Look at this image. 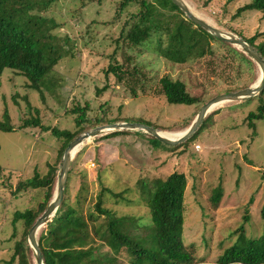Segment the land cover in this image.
Segmentation results:
<instances>
[{
  "label": "rangeland",
  "instance_id": "rangeland-1",
  "mask_svg": "<svg viewBox=\"0 0 264 264\" xmlns=\"http://www.w3.org/2000/svg\"><path fill=\"white\" fill-rule=\"evenodd\" d=\"M249 1L184 0L193 13L225 32L239 37L261 33L257 43L264 40L260 13L249 10L235 15ZM119 2L52 0L45 10L33 11L47 18L46 27L53 26L50 40L63 57L48 77H59L61 85L52 93L42 89L43 99L27 87L26 78L5 69L0 77V114L8 110L9 119H3L7 124L18 126L24 117L35 116L37 108L45 126L75 131L68 109L79 102L89 103L84 131L101 125L96 121L103 117L139 121L180 135L209 99L249 87L259 78L258 65L239 46L226 41L211 39V53L184 63L162 57L155 50V39L128 46L123 36L139 5L132 3L118 12ZM117 63L124 70L120 79L106 74L108 66ZM163 76L182 81L197 102L169 103L159 83ZM105 85L107 89L98 95L97 89ZM263 101L264 92L217 104L206 115L202 129L179 145L166 144L141 129L108 130L85 140L72 157L67 203L77 206V197L85 198L79 208L95 240L92 255L99 259L96 264H133L129 252H118L100 240L106 224L104 215L95 209L99 197L118 220V229L159 258L148 200L173 171L183 172L187 178L182 243L193 253L192 264H220V255L241 234L259 239L263 233L264 118L253 120L255 127H250L247 115ZM60 147L61 139L50 131L0 130V264H19L18 257L9 262L25 230L22 221L12 223L14 213L37 211L44 199L42 189L16 192L17 182L32 177L35 171L46 174L49 165L59 170ZM218 186L222 197L214 206L211 195ZM25 251L28 263L36 264L32 248Z\"/></svg>",
  "mask_w": 264,
  "mask_h": 264
},
{
  "label": "trees",
  "instance_id": "trees-1",
  "mask_svg": "<svg viewBox=\"0 0 264 264\" xmlns=\"http://www.w3.org/2000/svg\"><path fill=\"white\" fill-rule=\"evenodd\" d=\"M51 2L52 0H0V77L5 69L13 70L16 74L26 78L27 87L38 91L43 99L42 89L46 87L52 93L61 85L59 77L50 79L48 74L54 70L55 65L63 57V53L50 40L49 31L53 26L46 27L44 23L47 18L33 13V11L45 10ZM132 3L138 4L139 9L130 15L131 23L123 36L128 46H142L155 39V50L162 57L174 63H184L190 58H202L207 53H211V39L224 43L223 40L217 39L186 18L171 0H120L118 12ZM249 10L258 11L261 18L264 19V0H250L239 6L235 15H240L243 11ZM260 34L256 32L250 37L242 38L251 43L264 58V40L256 43ZM123 72L122 65L117 63L110 64L106 74L113 73L120 79ZM159 83L162 93L169 103L191 105L197 102V98L186 91L182 81L163 76ZM106 89V85L98 88L97 94H101ZM132 91L133 95L137 97L135 90L132 89ZM262 92L264 89L260 93ZM88 109L89 103L82 105L79 102L68 109V112L74 117L73 120L77 128L75 131L59 129L57 126H45L41 122L37 108H34L35 116L24 117L18 126L7 124L3 119L8 120L9 113L7 109H4L3 113L0 114V130L13 131L15 129L38 128L50 131L53 136L61 139L58 154L60 161L67 144L86 129L84 126L89 120ZM247 117L249 126L255 127L253 120L264 118V101L256 107L255 111L249 112ZM117 121L130 122L125 119L106 120L100 117L96 121V125ZM204 121L205 118L196 133L202 129ZM125 131L114 130L112 132ZM72 164L73 161L71 160L62 201L51 219L43 225V228L41 227L42 230L37 238L44 264H96L99 261L97 257L92 255L95 240L91 236L87 220L79 208L85 198L82 199L79 195L76 200L77 206H71L67 203V183ZM58 174V168L49 165L46 174L40 175L39 172L35 171L32 177L17 182L16 192L27 189H42L44 199L39 204L37 211L25 209L14 213L12 223L22 221L25 230L23 237L15 244L14 253L9 260L10 263L18 257L19 264H29L25 251L26 248L30 249L27 245V233L36 218L46 209L53 198ZM186 184V175L180 171H173L158 185L148 200L152 235L155 248L160 255L159 258H156L149 249L142 246L141 242L132 239L118 229V220L111 217L112 211L106 210L102 206V199L99 197L94 204L95 209L97 214L104 215L106 224V229L99 234L100 240L118 252L123 250L129 252L133 264H192L193 253L182 243ZM221 197L222 190L218 186L211 195L214 206L218 205ZM246 213L248 212L246 211ZM261 213L263 218L262 236L259 239L250 240L240 233L242 238L239 236L240 238L238 237L235 244L223 251L217 260L218 263L264 264V245L262 244L264 241V207ZM248 218V214H245L244 219L247 220Z\"/></svg>",
  "mask_w": 264,
  "mask_h": 264
},
{
  "label": "water",
  "instance_id": "water-1",
  "mask_svg": "<svg viewBox=\"0 0 264 264\" xmlns=\"http://www.w3.org/2000/svg\"><path fill=\"white\" fill-rule=\"evenodd\" d=\"M171 1L183 12L186 18L191 20L195 25L202 27L205 31H207L209 34L216 37L217 39L239 46L244 51V53H246V55L249 56L259 67L260 77L257 84H253L249 87L237 91L218 94L212 97L201 106L191 124L181 135L176 138L167 137L162 133L161 130L146 125L144 123L123 121L97 125L94 128H91L78 134L73 140H71L67 144L66 148L62 153L60 159L59 174L53 198L51 199L46 209L36 218L27 233L28 244L33 250L36 264H44L42 253L40 251L39 244L37 241V232L46 222L51 219V217L54 215L55 211L59 207L63 198L64 186L73 157L72 152L75 151L85 140H87L89 137L99 135L102 132L108 130L114 131L126 129H141L166 144L177 145L184 141H187L197 132L203 119L206 117L209 111L217 104L223 101H232L245 97L255 96L264 89V58L251 43L233 33L225 32L210 24L203 18L199 17L198 15L193 13V11L190 9L187 3L184 2V0Z\"/></svg>",
  "mask_w": 264,
  "mask_h": 264
},
{
  "label": "bare ground",
  "instance_id": "bare-ground-1",
  "mask_svg": "<svg viewBox=\"0 0 264 264\" xmlns=\"http://www.w3.org/2000/svg\"><path fill=\"white\" fill-rule=\"evenodd\" d=\"M259 77H260V76H259ZM258 80H259V78L257 79V81H256L255 84H257ZM171 132H172V131H162V133H163L165 136L170 137V138H176V137L179 136V135H174V134H172ZM180 135H181V134H180ZM96 136H97V135L92 136V137H89L88 140H93ZM75 151H76V150H75ZM75 151L72 152V155L75 154Z\"/></svg>",
  "mask_w": 264,
  "mask_h": 264
},
{
  "label": "built area",
  "instance_id": "built-area-1",
  "mask_svg": "<svg viewBox=\"0 0 264 264\" xmlns=\"http://www.w3.org/2000/svg\"><path fill=\"white\" fill-rule=\"evenodd\" d=\"M91 166H94V163L93 162H91V164H90Z\"/></svg>",
  "mask_w": 264,
  "mask_h": 264
},
{
  "label": "crops",
  "instance_id": "crops-1",
  "mask_svg": "<svg viewBox=\"0 0 264 264\" xmlns=\"http://www.w3.org/2000/svg\"><path fill=\"white\" fill-rule=\"evenodd\" d=\"M90 146V145H89ZM89 146H87V148H90Z\"/></svg>",
  "mask_w": 264,
  "mask_h": 264
}]
</instances>
